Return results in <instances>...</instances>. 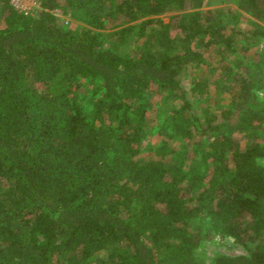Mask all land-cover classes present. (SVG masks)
<instances>
[{
	"label": "trees",
	"instance_id": "1",
	"mask_svg": "<svg viewBox=\"0 0 264 264\" xmlns=\"http://www.w3.org/2000/svg\"><path fill=\"white\" fill-rule=\"evenodd\" d=\"M234 2L0 0V264H203L213 235L247 251L214 264H264V72L186 83L264 39L237 30L264 0Z\"/></svg>",
	"mask_w": 264,
	"mask_h": 264
},
{
	"label": "rangeland",
	"instance_id": "2",
	"mask_svg": "<svg viewBox=\"0 0 264 264\" xmlns=\"http://www.w3.org/2000/svg\"><path fill=\"white\" fill-rule=\"evenodd\" d=\"M13 5L25 12V13H35L40 6V0H12ZM223 8H233L236 10L234 0H205V5L202 10H219ZM242 16L237 25V30L244 33L250 32L255 29H264V24H262L256 17L250 13H241ZM175 14L168 13L162 18L165 22L171 20ZM62 21L65 24L70 25L72 28H79L82 26L81 23L76 22L70 16H63L59 14ZM105 33L113 32V30L108 29L103 31ZM264 39H254L247 35H240L238 37H232L231 46L228 49H223L221 52L215 50L209 58V64L216 68L215 72L212 74V69L204 68V73L202 72H192L186 77V83L188 87L192 88V82L195 81V85L198 82H204L206 87L199 92V95L207 98L210 94L222 96L229 100V94L225 92L224 81L222 80V69L225 64L230 65L232 68L248 71H258L262 70L264 72V64H260V60H264ZM209 66V65H208ZM260 67V69H259ZM190 88V89H191ZM86 87L83 91L86 92ZM260 99H264V91L256 92ZM169 110H166L168 113ZM156 141V140H155ZM154 141V142H155ZM198 256L203 261V264H214V260L217 257H239L247 256L246 249L238 244L233 238L223 237L220 235H213L206 240H204L197 251Z\"/></svg>",
	"mask_w": 264,
	"mask_h": 264
}]
</instances>
